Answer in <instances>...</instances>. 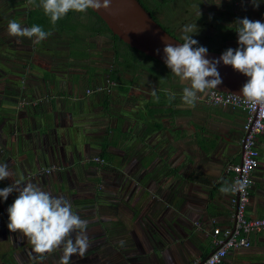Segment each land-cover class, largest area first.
<instances>
[{
  "label": "crops",
  "instance_id": "1",
  "mask_svg": "<svg viewBox=\"0 0 264 264\" xmlns=\"http://www.w3.org/2000/svg\"><path fill=\"white\" fill-rule=\"evenodd\" d=\"M145 1L160 21L182 36L184 27L192 25L210 31L203 38L188 33L193 39L206 43L213 36L227 48H237L234 22L238 18L264 22V0H254L259 7H254L253 0ZM23 3L27 8L19 13L24 23L17 22L31 27L28 11L32 6L28 0ZM75 15L66 29L44 25L51 35L41 42L46 46L39 55L34 38L15 37L20 39L17 48L24 50L22 60L18 58L24 66L16 69V75L0 74V163H6L12 173L0 181V189L15 181L32 182L71 202L73 211L89 222L90 247L83 258L71 256L70 264L198 263L211 249L212 226L233 224L230 193L219 189L231 182L225 167L240 158L244 113L204 104L206 92L198 93L195 107L185 105L175 95L182 96L189 82L174 78L172 85L181 93L164 95L169 101L159 107L158 119L148 117L145 106L138 116L132 113L135 118L125 117L130 130L135 124L139 128L152 123L161 129L169 123V138L160 136L155 145L143 135L134 137L139 144L122 137L109 142L101 135L104 125L89 120L92 115L83 110L87 102L102 106L108 94L106 86L92 100L86 89L102 87L105 77L114 85L120 78L109 77L115 66L113 40L97 31L93 18H83L86 12ZM74 20L77 23L72 28ZM104 45L111 54L107 67L101 65ZM51 62L73 68L64 65L61 71L58 66L50 68ZM173 96L175 103L171 104ZM182 114L194 118L187 121L193 131L184 135L178 117ZM204 135L210 136L206 143L202 142ZM256 143L260 155L245 211L249 216H264V132L257 135ZM95 156L103 162L89 159ZM40 166L57 169L33 177ZM17 195L11 193L6 201L0 197V245L7 247L3 253L13 250V264H58L59 249L44 254L42 260L35 258L40 254L32 252L27 238L8 229L7 208ZM74 237L75 233L73 242ZM248 241L247 247L230 249L221 264H264V231L249 234ZM9 258L1 256L0 264Z\"/></svg>",
  "mask_w": 264,
  "mask_h": 264
},
{
  "label": "clouds",
  "instance_id": "2",
  "mask_svg": "<svg viewBox=\"0 0 264 264\" xmlns=\"http://www.w3.org/2000/svg\"><path fill=\"white\" fill-rule=\"evenodd\" d=\"M41 8L50 21L55 24L70 11L84 13L88 9H106L111 0H28ZM259 7V2H254ZM236 33L238 47L226 49L219 58L207 59L208 49L198 45V41L188 33L193 32L192 25L183 29V43H169L162 36L163 60L175 76L189 85L182 90V100L186 105L195 107L198 93L207 89H216L222 84L218 65L231 66L235 71L248 79L240 90L243 102L251 107L264 106V22L250 20L247 17L238 18ZM7 31L13 37L34 38V43L47 39L51 32L45 31L40 25L22 26L15 19L10 20ZM159 53V49L156 50ZM155 95V93H153ZM175 98L174 96L172 97ZM12 173L6 163H0V181L9 178ZM246 179H237L231 184L226 183L219 189L222 193L244 191ZM13 192L18 193L13 203L7 208L8 224L11 232L21 233L32 246V252L44 254L60 250L58 264H70V257L78 255L83 258L88 251L89 233L88 221L82 219L73 211L71 202L64 196H54L32 182L15 181L0 189V197L5 201ZM75 233L74 242L72 234Z\"/></svg>",
  "mask_w": 264,
  "mask_h": 264
},
{
  "label": "rangeland",
  "instance_id": "3",
  "mask_svg": "<svg viewBox=\"0 0 264 264\" xmlns=\"http://www.w3.org/2000/svg\"><path fill=\"white\" fill-rule=\"evenodd\" d=\"M144 2H145L144 4H146L145 6L148 8V5H147L145 0H144ZM23 8H27V4L23 3V0H0V39H1L0 40V74L2 72H5V73H8V75L13 76V75H16V72H15L16 69L20 70V67L24 66V64L18 60V58H20L22 60L23 55L21 53H23L22 51H24L22 49L19 50L16 46L17 44H19L20 39L16 40L15 37L10 36L8 34V31H7V25H8L10 20L15 19L16 21H23V23H24V19L20 16V13H19V10H22ZM151 12L153 13L154 18L159 22V24L162 28H165L166 30H168L173 36H175L179 40L182 39L181 31H178L175 28L169 27L167 24L160 21L159 18L157 17V15H155V13L153 11H151ZM86 13L88 16L84 15L83 18H88V19L93 18L95 21H98L93 14L89 13L88 11H86ZM178 17H179L178 15H176V17H174V16L172 17L173 18L172 24L176 23L175 21H176V19H178ZM23 23H22V26H25ZM206 31L207 30L193 29L192 33L196 34V36H199V37L202 36L201 38H203L204 37L203 35L206 34ZM207 32H210V31H207ZM215 32H220V31L217 30ZM218 43H219V41L217 40V38H215L213 36L206 43H204L202 41L201 42L198 41L199 46L206 47L207 49H210V50L225 51L226 49H228L227 47L219 45ZM45 46L46 45H42L41 42L39 43V45H36L35 46V49L37 51V53L35 52L36 55L41 54L40 52L45 50L44 49ZM104 46L105 47L102 48L103 50L101 52L102 60H103L101 65L107 67V66H109V59L111 57V54L109 53L110 50L106 48L107 45H104ZM112 47L114 49H116L118 52H122L124 49H127L126 47L124 48L123 45L115 44V43L112 44ZM41 48H42V50H41ZM49 48L51 49L50 46H49ZM54 50H55V48H54ZM19 51H21V52H19ZM105 54H107L106 57H105ZM138 55H137V57H138ZM140 57L142 58V56H140ZM86 61H87V59H86ZM64 65H66V64H64V63L63 64H57V63L51 62L50 68H54L55 66H58V69L62 71V68ZM74 65H76V64H74ZM143 65H147V66L150 65V66L154 67L155 69H157V66H158L156 63H154L153 61H151L147 58H143V60L141 61V65H139V66H143ZM65 67H67L69 69V67L71 68L72 66L67 63V65ZM74 71H76V70H74ZM104 74H106V71L104 72ZM116 75L121 76L124 74H122V72L117 70ZM125 77L128 80L118 78L116 80L115 85H114L115 82L113 83V81H109V79H107V77H105L106 79L105 80L103 79L102 87L100 85H98V86L95 85L92 89H86V93H91L90 95H91L92 100H93L97 96L96 92H101L106 86H108L106 105L104 107H102L99 104H96L93 107V104L90 102H87L85 104V108L83 111L87 110L85 112V114L92 115L88 119L89 120L96 119L97 121H99V123L104 125L103 130H101V132H102L101 135L102 136L106 135L109 142H112L115 137H122L123 139H126L125 142H130V141L132 142L133 141V145L139 144V142H137L136 140L140 139L141 138L140 136L143 135V137L145 136L146 141L148 143L154 144V141H157L160 136H165L166 139L169 138L172 135V133L170 131L171 124H169V123L167 124L166 127H163L161 129H158L152 123H148L145 127L141 126L139 128H137V125L135 124V126L132 127V130H130L129 121L127 119H125V117L126 116H128V117L133 116L132 113H134V116H138L137 112L144 108L147 101H151L155 97H157L156 93H158V95H160L159 92H161V93H163L161 95H168L170 97L171 92L172 93L175 92V94L181 93L180 88L178 86H174V85L170 86L169 83L165 80L161 81L160 84L158 85L156 80H154L153 78H149V75L146 74V71L144 68H141L139 71H137L133 75L128 72L127 75H125ZM171 77L179 79V77H177L173 74L171 75ZM134 78H135V81L133 80ZM172 79H171V81H172ZM13 81L14 80L11 79V82H13ZM153 93H155L156 96L153 95ZM150 96H151V98L148 99ZM175 97L178 98L179 101L181 99V101L183 102V100L181 98L182 96H177V94H176ZM174 103H175V99L171 102V104H174ZM185 105H184V107H185ZM157 115L158 114H155L153 119H158V117H156ZM134 116H133V118H135ZM178 117H179V121L183 125V127H180V128H182V134L183 135L187 134L189 131H193V128H191L192 129L191 130L189 125H188V122H187L190 119L191 120L194 119L193 116H191L189 114H187L185 116L182 114V115H179ZM188 118H190V119H188ZM152 121L157 122V120H152ZM173 127L174 126H172V128ZM134 137H136V140ZM209 137L210 136H208V135H204L202 138V142L206 143V140H208ZM211 139H213V138H211ZM125 142H123V143H125ZM217 144H220V143L217 141ZM89 159L93 162H96V161H94V157L89 158ZM97 163H100V162H97ZM53 167H55V166H53ZM45 168H48V167L47 166H40L37 169V171L32 174V176L36 177V176H43L40 174H52V173L56 172V169H57V167H55V170L53 172H43L42 173L41 170L45 169ZM28 178H30V176ZM2 249H7V247L0 245V257L1 256H4V257L7 256V259H8V256L10 257L9 260H7V262L5 264H10V263L13 264V262L15 261V253L13 252V250L9 249L11 251H9L7 254H5V253H3ZM14 264H18V263L15 262Z\"/></svg>",
  "mask_w": 264,
  "mask_h": 264
},
{
  "label": "built area",
  "instance_id": "4",
  "mask_svg": "<svg viewBox=\"0 0 264 264\" xmlns=\"http://www.w3.org/2000/svg\"><path fill=\"white\" fill-rule=\"evenodd\" d=\"M235 30L234 34L237 42L238 36ZM203 102L208 106H225L241 110L244 113L241 123L242 136L239 142L240 158L237 162L227 165L224 172L230 174V184L237 179H246L248 184L244 191L230 192L229 201L233 206L232 226H212L210 231L211 249L201 262L194 263L221 264L230 249L248 246L249 234L264 231V216H249L245 211L250 187L253 183L252 173L258 166L260 155L256 137L264 132V106L251 108L243 102V97L214 89L206 90ZM94 161L101 163L103 160L95 156ZM54 170L55 167L50 166L42 169L41 172H53Z\"/></svg>",
  "mask_w": 264,
  "mask_h": 264
},
{
  "label": "water",
  "instance_id": "5",
  "mask_svg": "<svg viewBox=\"0 0 264 264\" xmlns=\"http://www.w3.org/2000/svg\"><path fill=\"white\" fill-rule=\"evenodd\" d=\"M90 10L103 21L110 33L123 43L164 65V45L161 37L164 36L169 43H183L164 30L140 4L139 0H111L110 7L106 9L95 10L90 8ZM157 49L160 50L159 53H157ZM223 52L208 49L205 58L216 59ZM218 71L222 78V84L214 90L239 95L248 78L235 71L230 65H223L222 62L218 65ZM105 105L102 104V107ZM201 261L202 259L199 262Z\"/></svg>",
  "mask_w": 264,
  "mask_h": 264
},
{
  "label": "trees",
  "instance_id": "6",
  "mask_svg": "<svg viewBox=\"0 0 264 264\" xmlns=\"http://www.w3.org/2000/svg\"><path fill=\"white\" fill-rule=\"evenodd\" d=\"M38 2H39V0H37V4H38ZM30 6H32V8L28 11V14H29L28 23H29V25L30 26H32L34 24L40 25L45 31L47 29L44 25H49L50 27L55 25V26H58L59 28L62 27L64 29L68 28L67 26L69 24V20L71 18L76 17L75 14L77 13V12L70 11L65 17H63L62 19L58 20L55 24H53L50 21V18L47 15H45V13L43 12V10L41 8L37 7L35 4H30ZM87 11L89 13L93 14L96 17V19L98 20V21H96V24L100 30H97V31H99L101 33H106L107 35H109L111 37V39L113 40V44L114 43L120 44V45H123L124 48L125 47L127 48V49H124L122 52H118L115 49V54H114L115 66H113L112 71L109 75L110 79L115 80L118 78L117 75H115L117 70L122 72V74H127L128 72L132 75L135 74L137 71H139L141 68H143V67L139 66V65H141V57L140 56H142V58H147L159 66V67L157 66V69H155L154 67H152L150 65L149 66L145 65L144 69L146 71V74H148L152 78H155L158 85L163 80L167 81L170 86L172 85L171 75L173 73H171V70L168 69L166 65H164L163 63H161V62H159V61H157V60H155L149 56H145L141 52H139V51L129 47L125 43H123L115 35L110 33V31L107 29V27L105 26L103 21L94 12H92L90 9H88ZM74 23H77V20H74L73 23L70 22V25L72 28L74 27ZM163 29L166 30L165 28H163ZM166 31L169 32L168 30H166ZM181 41L184 42L183 40H181ZM137 55H138V57H137ZM119 77L124 79V80L126 78L124 75L123 76L121 75ZM133 80L135 81V78ZM168 101H169L168 98L164 99V95H157V97H155L153 100L147 101L146 105H145V108H147L149 110V111L146 110L147 116L153 118L155 114H158L157 112L159 110V107H163L162 105L165 103L167 104ZM105 102H106V99H105ZM140 117H143V115H141Z\"/></svg>",
  "mask_w": 264,
  "mask_h": 264
},
{
  "label": "flooded vegetation",
  "instance_id": "7",
  "mask_svg": "<svg viewBox=\"0 0 264 264\" xmlns=\"http://www.w3.org/2000/svg\"><path fill=\"white\" fill-rule=\"evenodd\" d=\"M139 2H140V4L149 12V14L152 16V18L156 21V22H158L155 18H154V16H153V13L151 12V10H149L145 5L146 4H144L145 2H144V0H139ZM159 23V22H158ZM143 60V58H141V61ZM144 66L145 65H143V66H140V67H143L144 68ZM149 78H152L151 76H149ZM173 78V77H172ZM154 80H156L155 78H153ZM174 79V78H173ZM172 79V80H173ZM172 82V81H171Z\"/></svg>",
  "mask_w": 264,
  "mask_h": 264
}]
</instances>
